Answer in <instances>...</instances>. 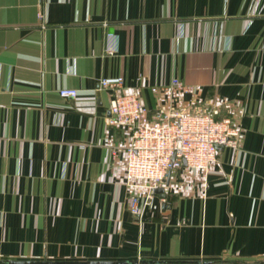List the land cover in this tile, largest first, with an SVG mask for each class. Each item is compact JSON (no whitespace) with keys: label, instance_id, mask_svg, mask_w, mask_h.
Here are the masks:
<instances>
[{"label":"crops","instance_id":"obj_1","mask_svg":"<svg viewBox=\"0 0 264 264\" xmlns=\"http://www.w3.org/2000/svg\"><path fill=\"white\" fill-rule=\"evenodd\" d=\"M254 3L0 0V264H264ZM109 75L151 115L163 103L218 105L240 129L207 171L172 170L141 219L121 181L126 133L108 123L111 92L99 86ZM172 78L195 91L151 90ZM66 87L77 95L61 97Z\"/></svg>","mask_w":264,"mask_h":264},{"label":"built area","instance_id":"obj_2","mask_svg":"<svg viewBox=\"0 0 264 264\" xmlns=\"http://www.w3.org/2000/svg\"><path fill=\"white\" fill-rule=\"evenodd\" d=\"M263 9L264 0H255L251 13ZM123 84L121 75L99 79V86L111 92L108 123L126 133L121 181L127 188L129 211L141 219L146 209L155 206L152 190L164 188L172 170L185 165L207 171L219 150L237 148L240 129L230 117H219L218 105L194 103L179 108L163 103L151 115L141 101L140 91L125 89ZM151 90L176 96L195 91V86L172 78L168 84ZM58 93L61 97H75L77 89L60 88Z\"/></svg>","mask_w":264,"mask_h":264},{"label":"water","instance_id":"obj_3","mask_svg":"<svg viewBox=\"0 0 264 264\" xmlns=\"http://www.w3.org/2000/svg\"><path fill=\"white\" fill-rule=\"evenodd\" d=\"M183 164H185V162H183ZM152 192H153V194H156L160 198H163L165 196L164 188L163 187L154 188L152 190ZM10 262H13V263H25L26 261H10ZM44 262H50L51 264L59 263L58 261L57 262L44 261ZM61 263H63V262H61Z\"/></svg>","mask_w":264,"mask_h":264}]
</instances>
